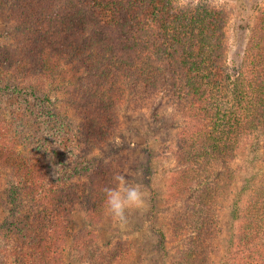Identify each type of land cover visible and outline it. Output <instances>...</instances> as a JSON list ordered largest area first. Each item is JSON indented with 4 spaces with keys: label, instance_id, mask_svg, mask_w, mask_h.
<instances>
[{
    "label": "trees",
    "instance_id": "16d2710c",
    "mask_svg": "<svg viewBox=\"0 0 264 264\" xmlns=\"http://www.w3.org/2000/svg\"><path fill=\"white\" fill-rule=\"evenodd\" d=\"M0 8L10 12L16 30L11 48L0 45V80L19 79L14 92L31 94L40 79L71 85L79 117L92 113L101 121L81 123L78 117L77 137L87 145L109 136L119 121L117 105L126 98L139 108L161 93L173 100L185 119L176 144L181 170L168 195V202L177 204L169 217L177 242L173 264H212L238 152L255 137L264 155V9L232 74L228 19L208 4L0 0ZM1 128L6 130L0 126V133ZM1 167L12 170L13 186L26 202L2 216L0 187V264H126L124 242H99L92 231L79 229L70 209L81 203L101 219L115 169L99 161L80 179L51 182L43 158L19 155L11 140L0 136ZM238 220L243 264H264V178ZM164 241L165 234V246ZM67 249L75 252L74 263L67 260Z\"/></svg>",
    "mask_w": 264,
    "mask_h": 264
},
{
    "label": "rangeland",
    "instance_id": "374dc122",
    "mask_svg": "<svg viewBox=\"0 0 264 264\" xmlns=\"http://www.w3.org/2000/svg\"><path fill=\"white\" fill-rule=\"evenodd\" d=\"M204 3L225 12L228 19L227 62L232 74L242 63L247 44L264 9V0H180ZM10 12L0 8V45L11 48L16 30ZM19 79L0 80V136L14 144L19 155L40 156L47 166L51 182L61 179H80L98 163L115 169V177L127 183H139L145 195L142 208L128 212V223L121 227L110 213L98 219L87 213L84 205L70 206L79 229L95 233L104 244L122 241L128 246L126 264H173L177 242L170 227L169 217L176 205L168 202L169 185L181 170L176 157L177 136L185 124L183 115L166 94L143 107L126 98L118 103L119 121L109 128V136L87 145L80 134L79 102H75L72 86L57 79L35 82V93L14 92ZM230 98L227 97V100ZM116 106V107H117ZM78 114H77V112ZM81 123L101 121L89 113L79 117ZM115 123V122H114ZM236 179L231 195L221 207L222 234L219 252L212 264H243L244 253L239 252V214L264 178V155L261 141L245 140L234 161ZM66 171V173H63ZM12 170L0 168V187L4 191L2 216L11 207L26 202L13 186ZM115 187H116V180ZM15 191L16 198L12 194ZM166 236L165 246L161 244ZM67 260L74 263L75 252L67 249Z\"/></svg>",
    "mask_w": 264,
    "mask_h": 264
},
{
    "label": "clouds",
    "instance_id": "9594fccd",
    "mask_svg": "<svg viewBox=\"0 0 264 264\" xmlns=\"http://www.w3.org/2000/svg\"><path fill=\"white\" fill-rule=\"evenodd\" d=\"M116 187L105 189V204L113 220L123 227L128 223V212L144 206L146 193L139 183H127L116 176Z\"/></svg>",
    "mask_w": 264,
    "mask_h": 264
}]
</instances>
